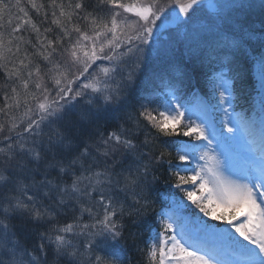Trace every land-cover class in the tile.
Returning <instances> with one entry per match:
<instances>
[{"label": "snow or ice", "instance_id": "obj_1", "mask_svg": "<svg viewBox=\"0 0 264 264\" xmlns=\"http://www.w3.org/2000/svg\"><path fill=\"white\" fill-rule=\"evenodd\" d=\"M49 5L0 0V264H122L149 209L150 264H264V0Z\"/></svg>", "mask_w": 264, "mask_h": 264}, {"label": "trees", "instance_id": "obj_2", "mask_svg": "<svg viewBox=\"0 0 264 264\" xmlns=\"http://www.w3.org/2000/svg\"><path fill=\"white\" fill-rule=\"evenodd\" d=\"M5 2H11V3H15V0H5ZM21 2V7H24L25 10H27L29 12V15L32 17V19L38 24V26H40L41 29V34L43 35H48L49 38H51L52 33H44V28L45 27H52L53 31H56L55 26L50 24L51 21V7L49 5V0H37V3H43L45 5L44 9H41L40 13H36L34 9L31 8V6L28 4V0H20ZM73 2H75V0H73ZM96 0H90V3H95ZM126 2H131V0H126ZM162 3H165L166 0H161ZM91 10V9H89ZM13 14H16V9L13 8ZM45 11L48 13V17L49 20L43 24H41V21L43 20ZM128 15V14H127ZM23 35L25 36L26 39L31 38L33 40V42H35V33H31V32H26L23 33ZM31 51V49H30ZM0 80H2V75H0ZM246 84H247V90L251 89L253 87V80L251 77V72L248 73L247 78H246ZM0 103H2V97H0ZM154 106V105H153ZM105 130V125L103 122L100 123V131L103 132ZM109 130H111L109 128ZM154 131V130H152ZM142 139V135L140 137ZM164 168H166V164L164 165ZM157 176H159L160 178H162L164 176L163 174V169L160 172L156 173ZM148 211L142 215H147ZM135 227V226H134ZM133 230V227L131 228V231ZM137 240H140V238L135 237L133 238H129L127 243L123 246L122 250H121V255H127V256H132L130 259H128L127 264H136V260L139 264H141V261L138 257L137 254ZM136 259V260H135Z\"/></svg>", "mask_w": 264, "mask_h": 264}, {"label": "rangeland", "instance_id": "obj_3", "mask_svg": "<svg viewBox=\"0 0 264 264\" xmlns=\"http://www.w3.org/2000/svg\"><path fill=\"white\" fill-rule=\"evenodd\" d=\"M122 47H123V46H122ZM104 63L107 64L106 61H105ZM194 104H195V102H194ZM194 110H195V111H199V105H195ZM219 115L222 116V114H219ZM194 165H195V164H194ZM167 196H168V195H167ZM168 197H169V199H171L172 195H169ZM222 210H223V209H219L218 212H219V211H222ZM156 224L158 225V228H157V230H158V229L160 228V225H159V223H158L157 221H156ZM157 230H156V228H155L154 226H151V227H150V236H151V237H150V243H151V240H152V234H153V232H155V231H157Z\"/></svg>", "mask_w": 264, "mask_h": 264}]
</instances>
